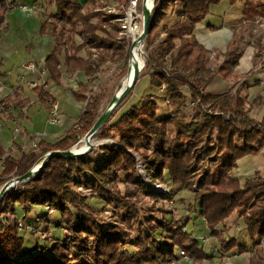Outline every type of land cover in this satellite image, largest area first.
Instances as JSON below:
<instances>
[{
  "label": "trees",
  "instance_id": "trees-1",
  "mask_svg": "<svg viewBox=\"0 0 264 264\" xmlns=\"http://www.w3.org/2000/svg\"><path fill=\"white\" fill-rule=\"evenodd\" d=\"M15 1L0 0V26L6 21L8 3ZM96 1L88 0L84 7L80 0H48V16L41 15L40 35L50 36L54 41L44 65L49 85L60 86L66 74L80 73L91 78L109 61L123 63L115 77L128 66L126 44L118 39L121 24L113 23L111 15L96 11ZM237 1L229 0V3L233 5ZM243 1V20L248 30L259 17H264V0ZM119 2L125 4L128 0ZM222 2L155 1L143 41L153 91L108 128L111 139L125 149L103 145V165L84 157L53 156L44 171L27 184L10 190L3 201L11 213L18 217L19 211L26 219L34 208H53L56 214L47 220L51 226L45 228L47 232L49 228L54 230V224L58 233H54L52 242L41 244L30 232L4 233L0 222V264H169L180 259L177 250L188 254L192 263L205 264L215 257L223 261L236 250L243 254L264 239V170L243 181L234 175L241 159L264 151V115L259 122L250 119L244 84L234 95L232 90H208L220 77L224 82L233 80V84H238L234 70L244 53L242 34L234 35L226 50L217 53L215 67L211 66V51L194 35L211 7ZM173 11L175 19H171ZM77 37L84 42L78 43ZM90 48L99 52L97 64L92 62L90 52L87 57L81 56ZM89 85L90 81L80 83L73 91L75 101L87 105L78 123L62 139L56 142L40 139L36 147L16 155H7L0 143V186L25 176L49 153L71 151L85 137L101 116L100 106L106 96L102 89L91 95ZM34 91L42 106L51 110L49 102H56L54 94L44 88ZM129 99L128 95L120 108ZM16 100L21 105L24 102L16 92L7 102ZM188 100L202 101L213 110L236 113L237 117L225 120L202 113L198 105L189 104ZM169 103L179 113L178 117L172 118L164 109V104ZM187 106L194 107V117L200 114L202 118L185 119L183 110ZM128 150L142 158L153 183L170 187L169 195L155 194L140 175L137 159ZM84 170L91 175L90 183L81 177L82 185L93 193L91 199L78 193L76 186H68L73 173L81 174ZM200 170L203 172L199 173ZM181 193L182 197L189 193L188 208L196 214L193 225L202 219L208 229L207 238H218L215 255L206 251L202 240L194 236V230L185 231L188 221L169 217L166 209L157 206L160 199L172 201ZM147 199L151 206L140 212L142 200ZM111 206L125 213L123 222L114 229L99 222L100 214ZM158 213L162 214L160 219ZM234 214L241 223L244 238H226L221 233L220 226ZM46 217L45 213L42 218ZM132 230L138 232L135 238L129 233ZM249 242L253 247L247 246ZM254 252L252 263L264 264L262 251Z\"/></svg>",
  "mask_w": 264,
  "mask_h": 264
},
{
  "label": "rangeland",
  "instance_id": "rangeland-1",
  "mask_svg": "<svg viewBox=\"0 0 264 264\" xmlns=\"http://www.w3.org/2000/svg\"><path fill=\"white\" fill-rule=\"evenodd\" d=\"M20 1L21 0H17V3L21 4ZM80 1L85 7L88 0H80ZM43 2H44V4L47 5L48 0H45ZM105 3H107L111 7H115L114 8L115 11H109V9L106 8ZM127 3H125V4L120 3L119 0H97L95 3V8H96V11H98V12H101V13H104L107 15H111L113 17V23H120L119 21H117V18L122 16V14L126 8L125 6L127 5ZM141 3H142V0H140V4ZM150 4H151L150 6L153 5V0H150ZM239 4L240 3L237 4L238 5L237 8L241 7V5H239ZM116 5H119V6L116 7ZM140 6L141 5H139V13L142 14V12L140 11ZM231 7L232 6H229V2L227 0H223V2L220 5L211 7V14L207 17L206 23H210V24L213 23L214 28L221 27L223 22H224L223 18H225L227 20V17H225V13L227 12L226 9L229 8L231 10L232 9ZM19 8H20V5H19ZM20 10H22V9H20ZM174 11H175V9H174ZM45 12L46 13L48 12V7H46ZM39 14L42 15L41 13H39ZM47 15H48V13H47ZM172 18L175 19V16H172ZM260 21L262 22V24H260V26L258 25V27H256V29H255L256 32H254V33L252 32L253 35L251 33V36H249V38L247 40L243 41L244 50L246 49L245 51L248 50L251 53L254 52V56H252V58L254 57V68H258L260 65L261 66L264 65V61H263L264 60V19H260ZM39 22H41V21H39ZM39 26L40 25L38 24V27H36L35 30H37L39 28ZM138 26L140 29L139 30V34H140V32H143V19L142 18L140 19ZM33 27H34V25H33ZM249 29L252 30L251 28H249ZM139 34L135 35L138 39L140 38ZM235 35H237V33ZM118 39H120V40L123 39L121 44H123V43L126 44V49H127L126 51H127V54H129L131 45L133 43V36H130V38L128 40L127 38L125 39L124 37H122L119 33ZM258 39H259V41L257 43ZM42 40H41V42H42ZM45 41H47V38H44V42ZM77 42L83 43L84 40L77 37ZM254 45L257 46V51H255L256 48L253 49ZM249 46L251 48H249ZM89 52L92 54V58H91L92 62H95L97 64V62L99 60V52L97 49L90 48V49H88V51L85 50L81 53V56L87 57ZM218 52L219 51H216V56L211 55V66L212 67H215L218 64V61H217V58H218L217 53ZM140 53H141V58H142L143 63H144V68L142 69V71L140 72V74L138 76L139 79H138L135 87L133 88L132 92L129 94L130 99L126 104H123V106H121V108H120V105L117 107L115 112L112 114L111 118L108 120L107 124L104 126L105 129L104 130L101 129L95 135V140L98 143L96 144L95 149H94V147H92L93 149L88 153L87 156L84 157V158L88 159L89 162L95 161V162L103 165L104 153L101 150V147L103 145H107V144H113V145L120 144L117 141H115L114 139H111V137L108 134L109 133L108 128L113 123H115L123 114H125L133 105L140 103L141 100H143L142 97L144 95L153 91V89L151 88L150 82H149V78H148L147 67H146L147 56H146V51H145V47L143 46V43L140 44ZM255 57H257V60L255 59ZM126 61H127V59H126ZM121 65H123V63H118L116 61H114V62L109 61L104 66L99 68V72L95 73V75L92 76L91 78H87L85 76V74H77V75H75L74 80H72V85H74V86H79L80 83H84V82L86 83L87 81H90L89 89L92 93L91 95L99 92L101 89H102V91H104V90L106 91L105 99L102 101L101 106H100V115H103L107 106L109 105V103L114 98L115 94L121 89L122 83H123L125 77L128 76L127 75L128 66H127L126 69L123 70V73L121 75H118V77H115V75L117 74V70L120 68ZM260 70L264 71V68L259 69V71ZM220 79H221V82H224L223 78L220 77ZM238 81H239V79H238ZM224 83H227V85H229L228 86L229 89L224 88V89H226V91L227 90L231 91L232 89L234 90V88H236V86H239L238 84H233L234 83L233 80L231 82L225 81ZM68 84H71V83H68ZM230 85H232V86H230ZM48 88L51 90V87L49 86V84H48ZM64 90H65L64 95H63L64 97H62V98L66 99L68 96L70 97L71 94L69 93V91L66 90V88ZM245 90H244V92H245ZM164 91H165V88H164ZM231 95H234V94H232V92H231ZM54 96H55V94H54ZM57 96L60 98V94H58ZM160 96H161V94H160ZM56 103L59 107L58 114H59V120H60V125H61L63 123L65 117L63 116L64 114H62L61 102H60V100H58V98H56ZM188 103L189 104L194 103L195 106L198 105L200 107L199 109H201L202 113L208 112V114H210L212 116H218L219 115L220 117L224 118L225 120L235 119L237 117L236 113H233V114L222 113V112H220L221 110H213L210 107V105H206L202 101L192 102L191 100H188ZM86 105H87V102L81 103L79 111H83V113H84ZM163 107L165 110H168V113L172 118H176L179 116V113L171 108L170 103L167 105L164 104ZM192 108H194V107L193 106H189V107L187 106V108L185 110H183V113L185 115V119H187L188 121H191L194 118L196 119L197 117H198L197 119L202 118V116H200V114L198 116L194 117L193 116L194 110ZM160 109H163L162 106H160ZM248 109H250V108L248 107ZM48 112H49V117H48V121H49L51 118V111L49 110ZM159 112L162 113V111H160V110H159ZM249 113H250V110H249ZM67 116H69V114H67ZM80 117H81L80 114H77L76 116L74 115V125L76 124V121H78V119ZM250 119H252V118L250 117ZM55 126H58V125H55ZM46 135H47L48 140L51 142H56L62 137V136L58 137V135H57L55 137L51 136L52 138H49V135L48 134H46ZM35 137L32 139L31 143L26 145L27 150L32 148L31 145H32V142L35 140ZM84 142H85L84 139L80 140V142L74 146V150L81 147ZM116 146H118V145H116ZM122 149H125V148L123 147ZM142 150H144V149H142ZM128 152L131 153L137 159V168H138L140 175L141 176H142V174L144 175V177L142 176L143 180L152 188V190L155 192V194H157V195H169L170 194V187H168V185L161 184L160 182L153 183L151 181L152 180L151 176L148 175L145 171L142 158L139 155L130 152L129 150H128ZM80 158H82V157H80ZM43 159H44V157L41 158L36 163V165L33 167V169L37 166L40 168ZM250 159L253 162L255 169L249 168V170L246 172H244V171L241 172L237 169L234 173V175L242 181L245 180L246 178L254 177L257 172L262 173L264 170V151L260 152L259 154L255 155V156H250ZM49 165H50V161L47 164V166H49ZM78 166L80 167L79 164H78ZM46 167L42 171H44L46 169ZM202 172L203 171L200 170L199 173H202ZM82 176H83V180H86L88 183H90L91 175L89 174V172L87 170H84L81 174H79L77 172L75 174L73 173L72 180L68 184V186L69 187H75L76 186V190L78 193H80L86 199H91L93 193L90 189H87L82 185V182H83V180L81 178ZM18 185L19 184H16V186L13 187V189L15 190V188H17ZM2 187L3 186H0V192H1ZM121 187H122V185H121ZM181 195H183V193L175 196L172 199V201H164V200L160 199L159 204L157 206L159 208L162 207V208L166 209V211H168V213H170L167 215L169 217L175 216V218H177V220H179L180 222L184 221V223H185V221H188V222H186V226L184 227L185 231L189 232V231L194 230L195 231L194 236L199 238L200 240H202V242L206 246V251L209 253H213L212 255H215L213 252L214 251L213 249L215 248L217 250V248H218V246H217L218 238L213 237L210 239V241H209V239H206L209 236V233H207L208 229L205 228V226L202 222V219H199L195 226L193 225L194 224V217L196 216V214L194 212H191L192 210H190L188 208V206H189L188 201L189 200H187V198L189 197V193H185V195L183 197ZM180 198H184L185 201L179 202ZM141 203L143 205L142 206L143 208H142V210H140V212H143V210L145 212L147 207H150L152 204V202L148 199L146 201L142 200ZM47 209H49V208H46V209L45 208H43V209L42 208H34L32 210V212L30 213L31 215H29L26 219H25L24 215H23L24 218L21 217V214L18 212L19 213L18 219H20L22 222H24L26 227L28 226L21 233H25V232L33 233L35 235V237L37 239H39V242L41 244L45 243V241L52 242L54 240V233H58L57 231H54V230H56V228L54 227V224L52 225V228L54 230H51L49 228V230H48L49 232L46 231L45 226L46 225H47L46 227L51 226V223L50 222L48 223L47 220L49 221V219L53 215L56 214V211L53 208H51L52 210H47ZM45 213L47 214L48 218L46 217V219H43L42 217L45 215ZM2 214H3V216H1ZM145 214H147V213H145ZM161 215H162L161 213H158L157 219H160ZM14 216H15V213H11L7 209V203L5 202V205L3 206V202H2L0 204V221H1V219H4L3 221L10 222L11 224H13L12 231L16 232V228L14 226V223H16L17 220L14 218ZM124 217H125V213H123L121 210L117 209V207L111 206L107 210H105L104 213L100 214L99 222L105 228L114 229L119 224H121V222H123ZM44 220H46V221H44ZM53 220H55V218ZM179 227H181V226H179ZM220 228H221V233H224V236L226 238H232L233 236L244 238V235L242 234L241 223L235 214L228 219L226 224H224L223 226H220ZM129 233H131V236L133 238H135L138 232H136V230H132V231H129ZM40 235H42V236L45 235L46 239L38 238V236H40ZM213 243H215V244H213ZM211 245H212L213 249L211 248ZM247 246L250 248L253 247V245L250 242L247 244ZM255 250H261L262 254L264 255V239H261L258 242V244L255 245V247L252 250H249L243 254L238 253V251L236 250L237 252L235 251L232 254V256L226 257V259L238 261V262H236V264H255V263H252V257L255 253L254 252ZM176 253L180 259L173 260L172 262L177 261L176 264H194V263H192L191 258L189 257L188 254H186V256L188 258L184 259V258L180 257V250H177ZM226 259H223V260H226ZM205 264H224V263L222 262L221 259L215 257V258H212L211 260L207 261Z\"/></svg>",
  "mask_w": 264,
  "mask_h": 264
},
{
  "label": "crops",
  "instance_id": "crops-1",
  "mask_svg": "<svg viewBox=\"0 0 264 264\" xmlns=\"http://www.w3.org/2000/svg\"><path fill=\"white\" fill-rule=\"evenodd\" d=\"M43 1L45 0H21V4H18L17 0L11 2L18 7L13 11L8 9L6 21L0 26L2 32V39L0 40V62L2 63V67L0 68V102L6 104L4 110L0 109V143L4 150H6L7 155L27 152L29 149L27 150L26 145L31 143L37 134L46 133L49 135V138L58 135V137L62 136L60 138L62 139L81 118L74 125V115L83 114V111H79L81 103H77L73 96V91L79 87L72 85L75 75H64L60 86L49 85L51 87V90L48 88L50 92L54 93L55 97L60 100L62 114L65 117L63 123L58 126L49 124L48 110L42 106L34 91L35 89L29 85L36 75L32 71L24 69L23 66L32 62L37 65L39 71L44 70L45 59L52 52L54 46V41L50 36L40 35L43 21L39 13L48 16V12H45L47 5ZM227 1L229 2V0ZM238 3L241 5L240 8H237ZM19 5L20 8L27 6L31 11L20 10ZM229 6H232V9H226L225 17H227V20L223 18L224 22L221 27L214 28L213 23H206V18L195 29L194 35L201 44L211 51L212 56H215L216 51H225L236 33L242 34L243 41L247 40L252 32H256V27L262 24L260 19H264V17H259L260 19L258 18L259 20L257 19L250 26L252 30H247L248 24L243 20L242 14L245 6L244 1L238 0L233 5L229 3ZM175 15L176 12L172 13L171 19ZM38 24L40 26L35 30ZM44 38H47V41L44 42ZM258 41L259 39L257 43ZM242 46H244L243 42ZM249 48L251 47L249 46ZM254 48L257 51V46L254 45ZM245 50L240 65L234 70V77L239 79V86H236L231 92L235 94L241 85H245V89L247 90H245L244 94L248 96L249 116L256 122H259L264 115V71H259V69H263L264 65L254 68V57L252 58L254 52L251 53ZM255 59L257 60V57ZM22 77L26 79L25 85L19 90L18 87ZM44 78L47 81L46 72ZM228 86L227 83L221 82V79H219L208 89L210 91H224ZM65 88L72 97L62 98L64 97ZM15 92L19 94L20 99H24L22 105L19 102L20 100L12 103L7 102L8 98L14 95ZM58 94H60V98L57 96ZM45 139L48 140L47 137ZM249 168L255 169L250 156L238 162L237 169L239 171L246 172ZM18 212L17 214H19ZM213 250L216 249L214 248ZM209 254L212 255L213 253ZM222 262L224 264H236L238 261L226 259Z\"/></svg>",
  "mask_w": 264,
  "mask_h": 264
},
{
  "label": "built area",
  "instance_id": "built-area-1",
  "mask_svg": "<svg viewBox=\"0 0 264 264\" xmlns=\"http://www.w3.org/2000/svg\"><path fill=\"white\" fill-rule=\"evenodd\" d=\"M106 4V8L109 9V11H115V7H111L110 5ZM139 5L140 4V0H128L127 5L124 7L125 10L122 14L121 17L117 18V21H119L121 23V32L120 35L122 37H124L125 39L127 38L129 40L130 36L139 34V21L142 18V14L139 13ZM119 5H116V7ZM8 9L13 11L17 9V6L14 3L9 2L8 3ZM20 9H23L24 11H31L30 8H28L27 6H23ZM40 9V8H39ZM1 29V28H0ZM143 32H140L139 37H141ZM24 69L26 70H30L33 72V74H35V78L30 82V86L31 88H44L45 90L48 89V84L47 81L45 80L44 76H45V70L39 71L38 67L35 63H28L26 65L23 66ZM25 77H22L19 83V87L18 89L21 90L23 85H25ZM49 104L51 105V118L49 120V124L50 125H59L60 124V120H59V107L57 105L56 102L50 101ZM6 104L4 102H0V109L4 110L5 109ZM219 116V115H218ZM47 135L46 134H37L35 137V140L32 142L31 147H36L38 141L40 139L46 138ZM35 169H39V167H35ZM33 170V169H32ZM33 178H29L24 180L22 183H19V185H24L27 184L30 180H32ZM18 185V186H19ZM17 189V188H15ZM5 205V202L3 201V206ZM49 208L47 210H52L50 207H46ZM45 208V209H46ZM3 216V214L1 215ZM14 218L17 220L16 223H14V226L16 228L17 231L22 232L24 231L27 227L24 224V222H22L20 219H18L17 215L14 216ZM14 219V220H15ZM4 219H1V224L3 225L4 228V233H9L12 231L13 229V224H11L10 222H5L3 221ZM40 239H46V236H39ZM181 257L184 259H187L188 257L186 256V253L184 251H181L180 253ZM177 262V261H176ZM176 262H171L169 264H176Z\"/></svg>",
  "mask_w": 264,
  "mask_h": 264
},
{
  "label": "water",
  "instance_id": "water-1",
  "mask_svg": "<svg viewBox=\"0 0 264 264\" xmlns=\"http://www.w3.org/2000/svg\"><path fill=\"white\" fill-rule=\"evenodd\" d=\"M155 1L156 0H153V5L150 7V9H148V7H147L148 0H142L141 9H142V19H143V33H142L141 37L139 38V44L143 43V41L147 37L148 31H149V26H150V18H151L153 9L155 7ZM133 50H134V43H132L130 51H129V62H128L127 75H130V71H131V59H132V56H133ZM138 79L139 78H137L134 81V84L132 86L129 84L127 89L121 94L120 97H118L117 99H114V98L112 99V101L109 103L108 109L103 113V115H101L98 118L97 122L92 127V129L85 135V137L83 138L84 141H88V139L90 137L95 136L107 124L108 120L111 118V116L114 113L115 109L132 92V90L135 87ZM116 145H118L119 147L123 148V146L120 145V144H116ZM73 150H74V148L71 151H66V152L58 151V152L49 153L48 155H46L44 157V159L42 161V164H41L39 169H35L34 168L29 173H27L25 176L14 178L11 181H9L6 184H4L2 189H1V192H0V204L3 202V199H4L5 195L10 190L13 189V187L11 185L14 184L15 180H16V182H18L17 184H19V183H22L26 179L34 178L35 176H37L47 166V164L49 163L51 157H53V156H60V157H63V158L85 157L92 150V147L89 146V149H87L84 152H80V153L79 152H74ZM142 176L144 177L143 174H142Z\"/></svg>",
  "mask_w": 264,
  "mask_h": 264
},
{
  "label": "bare ground",
  "instance_id": "bare-ground-1",
  "mask_svg": "<svg viewBox=\"0 0 264 264\" xmlns=\"http://www.w3.org/2000/svg\"><path fill=\"white\" fill-rule=\"evenodd\" d=\"M150 5H151L150 4V0H148V3H147L148 9H150V7H151ZM133 43H134V50H133V56H132V59H131V71H130V75H128L127 77H125V79H124V81L122 83V87L115 94L114 99H117L118 97H120L121 94L127 89V87L129 86V84L131 86L134 84V81L138 78L140 72L144 68V63H143V60L141 58V53H140L139 39L135 35L133 37ZM108 107H109V105L107 106L106 110L108 109ZM97 143L98 142L95 140V136L90 137L88 139V141H85L81 147L75 149L74 151L75 152H79V153L80 152H84L87 149H89V146L90 147H94V149H95V146H96ZM17 183L18 182H16V180H15L14 184H12L11 186L12 187H15Z\"/></svg>",
  "mask_w": 264,
  "mask_h": 264
}]
</instances>
